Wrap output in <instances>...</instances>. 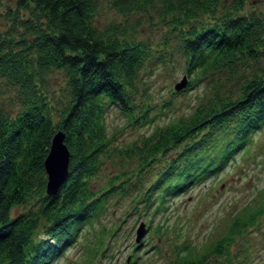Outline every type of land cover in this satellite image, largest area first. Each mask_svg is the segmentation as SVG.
Returning a JSON list of instances; mask_svg holds the SVG:
<instances>
[{"label":"trees","instance_id":"obj_1","mask_svg":"<svg viewBox=\"0 0 264 264\" xmlns=\"http://www.w3.org/2000/svg\"><path fill=\"white\" fill-rule=\"evenodd\" d=\"M105 2L114 17L101 25L96 15L102 0H14L1 14L0 264H45L98 205L88 177L110 150L105 114L111 106L131 111L130 91L150 47L134 35L138 20L131 13L150 7L181 29L189 76L183 89L202 73L255 60L264 49V15L247 8L246 0H225L220 14L221 0ZM54 71L62 75L64 98L53 102L47 84ZM240 84L236 93L216 94L185 119L152 130L148 150L159 151L163 164L150 192L157 188L164 198L218 171L264 124V70ZM231 121L234 133L222 142ZM57 130L69 151L67 173L47 193L43 159ZM211 145L217 157L209 153ZM245 221L236 219L234 227ZM223 243L219 239L211 251L221 253ZM207 254L192 257L186 250L176 264H201Z\"/></svg>","mask_w":264,"mask_h":264},{"label":"rangeland","instance_id":"obj_2","mask_svg":"<svg viewBox=\"0 0 264 264\" xmlns=\"http://www.w3.org/2000/svg\"><path fill=\"white\" fill-rule=\"evenodd\" d=\"M224 1L217 4V14L223 11ZM7 6L13 7L14 0H0L1 27ZM246 6L264 15V0H246ZM148 8L130 15L138 20L134 35L150 46L130 91L131 111L111 106L106 112L110 150L100 155L96 171L88 177L89 186L98 192V205L45 264H176L186 250L192 257L208 253L201 264H264V124L218 171L164 198L157 188L150 192L163 160L159 151L153 153L147 146L155 127L185 119L197 105L212 103L216 94L236 93L242 80L264 70V49L255 60L202 73L197 83L183 89L189 76L184 71L181 29L173 27L169 15L161 17ZM113 17V9L102 0L97 23ZM48 79L51 100L61 101V73L54 71ZM183 79L181 89H176ZM232 121L223 131L222 142L234 133ZM210 152L218 156L212 145ZM239 218L245 223L234 227ZM141 223L144 229L136 241ZM221 238V253L211 251Z\"/></svg>","mask_w":264,"mask_h":264},{"label":"water","instance_id":"obj_3","mask_svg":"<svg viewBox=\"0 0 264 264\" xmlns=\"http://www.w3.org/2000/svg\"><path fill=\"white\" fill-rule=\"evenodd\" d=\"M185 83L183 79L181 82L175 84L178 89ZM69 151L63 141V132L61 130L55 131L50 140L48 151L43 159V165L46 172L45 190L47 193H54L59 184L64 180L67 173ZM144 229L143 223L137 229L136 241L139 238V233Z\"/></svg>","mask_w":264,"mask_h":264},{"label":"bare ground","instance_id":"obj_4","mask_svg":"<svg viewBox=\"0 0 264 264\" xmlns=\"http://www.w3.org/2000/svg\"><path fill=\"white\" fill-rule=\"evenodd\" d=\"M249 175V174H248Z\"/></svg>","mask_w":264,"mask_h":264}]
</instances>
